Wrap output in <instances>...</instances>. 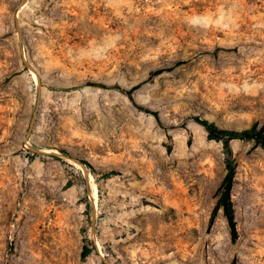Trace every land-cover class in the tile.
<instances>
[{
	"label": "rangeland",
	"instance_id": "1",
	"mask_svg": "<svg viewBox=\"0 0 264 264\" xmlns=\"http://www.w3.org/2000/svg\"><path fill=\"white\" fill-rule=\"evenodd\" d=\"M23 2L0 0V264H264V148L230 141L233 241L197 121L264 125V0Z\"/></svg>",
	"mask_w": 264,
	"mask_h": 264
},
{
	"label": "trees",
	"instance_id": "2",
	"mask_svg": "<svg viewBox=\"0 0 264 264\" xmlns=\"http://www.w3.org/2000/svg\"><path fill=\"white\" fill-rule=\"evenodd\" d=\"M185 61H180L177 63V66L185 64ZM166 70L165 69H158L152 71L149 76V80H153L159 75L163 74ZM137 89V87H135ZM204 128L208 131V136L210 139H218L223 140L226 145L227 149V158H226V168L227 174L219 188V197L217 203L214 207L213 214L210 218L209 224L212 225L216 219V215L218 214L219 210L222 209L224 216L227 219L231 238L232 240H236L238 238L237 232V224L235 218V209L232 200V189L234 185V178L236 174V166L234 160L232 159V150L230 147V141L232 140H252L257 145H260L264 148V125L259 126L258 123H254L251 127L246 128L241 131L235 130H226V129H219L215 126L214 123H210L207 120H197ZM90 252L87 250L83 253V257H87ZM232 264H236L234 261Z\"/></svg>",
	"mask_w": 264,
	"mask_h": 264
},
{
	"label": "bare ground",
	"instance_id": "3",
	"mask_svg": "<svg viewBox=\"0 0 264 264\" xmlns=\"http://www.w3.org/2000/svg\"><path fill=\"white\" fill-rule=\"evenodd\" d=\"M89 181H90V188H91V196H92V199L94 201V204L97 208L98 206V201H99V193H98V190L95 186V184L93 183V177L92 176H89Z\"/></svg>",
	"mask_w": 264,
	"mask_h": 264
},
{
	"label": "water",
	"instance_id": "4",
	"mask_svg": "<svg viewBox=\"0 0 264 264\" xmlns=\"http://www.w3.org/2000/svg\"><path fill=\"white\" fill-rule=\"evenodd\" d=\"M25 2H26V0H24L23 5H25ZM23 5H22V6H23Z\"/></svg>",
	"mask_w": 264,
	"mask_h": 264
}]
</instances>
